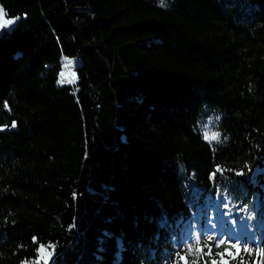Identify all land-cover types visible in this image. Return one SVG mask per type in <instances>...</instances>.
<instances>
[{
    "label": "trees",
    "instance_id": "1",
    "mask_svg": "<svg viewBox=\"0 0 264 264\" xmlns=\"http://www.w3.org/2000/svg\"><path fill=\"white\" fill-rule=\"evenodd\" d=\"M166 4L0 0V264H264V0Z\"/></svg>",
    "mask_w": 264,
    "mask_h": 264
},
{
    "label": "snow or ice",
    "instance_id": "2",
    "mask_svg": "<svg viewBox=\"0 0 264 264\" xmlns=\"http://www.w3.org/2000/svg\"><path fill=\"white\" fill-rule=\"evenodd\" d=\"M159 4L161 7H167L166 0H159ZM5 17H6L5 11L3 10V8H0V30L9 29V31H11V28L9 26L15 25L16 21L19 18L6 19ZM4 34L7 33L0 32V35H4ZM71 63L72 62L70 60L67 61L68 65H70ZM61 75H63V73H61ZM217 119H219V117H217ZM12 127L13 128L16 127L15 121H13ZM3 130H4L3 128H0V131ZM204 139L209 143H211L212 141H215L216 143H221L219 132L212 133L211 136L205 133ZM224 140H227V137H224ZM245 168H248L249 170L248 173H245L243 171H236L235 175L236 176L248 175L249 179H252L253 177L250 175L252 169L250 168L249 165H245ZM216 171L223 174V170H221L219 167H217ZM212 177L213 178L215 177V173L212 174ZM73 227H75V225H73ZM105 236L106 238H111L112 234L106 233ZM32 240L33 243H36V237H33ZM103 243L104 241H101V244ZM117 245L119 250L122 251L123 245L121 239H117ZM213 247H215V249L222 248V250L213 253ZM205 248L207 249V252L204 251ZM241 248L242 245L239 239L232 240L228 237L217 239V237L214 235L202 236L201 234L197 233L191 237L188 243L181 245L180 251H177L175 253L176 260L175 261L169 260L168 264H181V261H183V264H199V261L202 260L204 256H207L209 259L204 261L203 264H227V261H225L224 259L225 254L230 253L231 249H236L237 253H239L241 251ZM49 249H51L52 251H49ZM54 250H55V245L53 244L44 245L41 243L39 247L36 249V259L31 262L24 261L22 262V264H49V261L52 259L54 255ZM103 250H104L103 248L100 249V251ZM243 251L251 254V248L248 246H243ZM181 253H183V255ZM192 255H195L196 259H193L191 262H189L187 257ZM256 255L264 257V252L257 251ZM214 256L219 257L220 260L217 261L215 258H213ZM52 264H56V261L52 260Z\"/></svg>",
    "mask_w": 264,
    "mask_h": 264
},
{
    "label": "rangeland",
    "instance_id": "3",
    "mask_svg": "<svg viewBox=\"0 0 264 264\" xmlns=\"http://www.w3.org/2000/svg\"><path fill=\"white\" fill-rule=\"evenodd\" d=\"M71 61L70 65L67 64V61ZM79 64V59L76 57H62L60 59V69L57 77V82L61 84H70L75 82L74 71ZM63 73V75H61Z\"/></svg>",
    "mask_w": 264,
    "mask_h": 264
}]
</instances>
